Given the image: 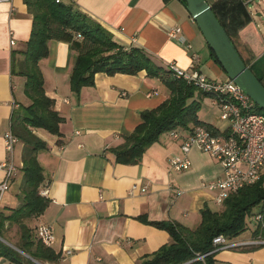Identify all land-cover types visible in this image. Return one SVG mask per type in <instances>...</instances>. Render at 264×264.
<instances>
[{
  "label": "crops",
  "instance_id": "obj_1",
  "mask_svg": "<svg viewBox=\"0 0 264 264\" xmlns=\"http://www.w3.org/2000/svg\"><path fill=\"white\" fill-rule=\"evenodd\" d=\"M61 1L73 3L99 23L118 45L144 49L158 66L175 64L185 72L203 74L206 67L219 80L227 78L182 0ZM207 1L210 5L215 2ZM242 3L250 21L234 43L245 62L257 67L264 58V0ZM32 26L24 0L0 3V163L7 156L4 135L12 130L14 111L31 104L24 93L26 79L13 75L12 53L26 49ZM172 30L178 31L177 37H171ZM76 55L70 42L51 41L48 57L40 62L45 92L65 118L60 138L64 144L59 146V137L44 129L34 130L48 146L37 157L45 176L40 195L47 190L43 197L49 204L29 222L36 229L41 225L50 228L55 241L47 247L59 256L54 264H139L171 242L167 231L146 222L198 228L202 210L216 206L202 182L221 177L223 170L207 154L192 149L190 168L173 171L170 159L182 155V141L169 134H163L138 164L114 163L109 153L105 156L121 136L139 125L141 112L159 106L169 92L159 79L142 71L137 75L98 73L95 86L83 88L77 96L70 85ZM17 59L22 60L23 55ZM260 75H264V66ZM212 125L224 129L227 124L218 120ZM24 148L19 140L14 151V162L21 168ZM3 179L0 168V183ZM18 189L13 196L3 194L0 210L20 206L21 187ZM176 190L184 193L177 196ZM243 239L249 241L250 236ZM215 259L216 264H264V246L221 250ZM0 264L12 263L0 259Z\"/></svg>",
  "mask_w": 264,
  "mask_h": 264
},
{
  "label": "trees",
  "instance_id": "obj_2",
  "mask_svg": "<svg viewBox=\"0 0 264 264\" xmlns=\"http://www.w3.org/2000/svg\"><path fill=\"white\" fill-rule=\"evenodd\" d=\"M24 2L33 18V26L26 49L23 52L13 50L12 72L26 79L24 93L31 104L15 110L12 117V132L25 145L21 168L23 181L19 194L20 206L0 210V259H6L12 264H34L31 259L54 264L59 260L58 254L41 242L37 229L31 227L29 222L42 215L49 204V200L40 195L45 176L37 157L39 151L48 146L34 134V130L44 129L59 137V146L64 144L60 138L65 118L55 109V101L47 96L40 68V62L49 55L51 41L70 42L77 54L70 76L71 90L77 96L83 88L95 86L98 73L110 76L137 75L145 71L149 77L159 79L167 87V99L156 108L141 112V122L133 132L121 136L107 150L105 156L109 153L114 163L138 164L145 152L163 134L172 130L181 128L185 132L196 126H204L217 131V128L198 117L201 102L196 96H212L175 76L169 67L156 65L144 49L118 45L110 32L79 11L73 3L66 4L61 0ZM211 6L234 42L239 31L250 21V13L242 0H215ZM77 34H81L80 39L76 38ZM210 53L218 63L214 52L210 50ZM19 54L23 55L22 60L17 59ZM245 63L253 71L252 66ZM256 76L264 84V75ZM256 112L264 115V110L257 105ZM257 206H262L257 214L262 216V221L257 222V228L250 232L249 241H264V188L259 184L231 194L225 200L222 211L209 208L202 210V222L195 230L177 223L147 221V224L167 231L171 242L143 258L139 264H216L215 256L218 252L211 253L215 249L214 239L222 235L230 241L245 240H238V237H242L248 230L246 217L253 214ZM13 225H18L20 229V242L16 249L1 240ZM261 246L264 244L236 249L254 250Z\"/></svg>",
  "mask_w": 264,
  "mask_h": 264
},
{
  "label": "built area",
  "instance_id": "obj_3",
  "mask_svg": "<svg viewBox=\"0 0 264 264\" xmlns=\"http://www.w3.org/2000/svg\"><path fill=\"white\" fill-rule=\"evenodd\" d=\"M11 1L0 0V3ZM255 1L245 0L247 4ZM170 35L177 37L178 31L172 30ZM76 38L80 39L81 34H77ZM194 60L198 61L199 58L196 56ZM169 69L187 84L209 93L213 105L220 111V120L227 124L226 128H217V131L204 126H196L184 133L177 129L170 131L172 139L182 141V155L170 159V168L176 172L188 170L192 164L189 158L192 149H197L215 160L221 166L223 175L202 182V188L212 194V200L217 207L223 206L231 194L247 186L259 184L264 188V115L256 112V103L253 99L228 77L224 80H211L202 72L188 73L177 68L175 64H170ZM18 141L12 130L4 135L7 156L0 163V168L4 171V179L0 183V199L9 190L18 171L14 162V151ZM183 193L182 190H176L177 196ZM41 194L46 196L48 191L44 190ZM256 221H262V216H256ZM37 235L46 246L53 245L55 241L47 226H39ZM213 244L215 249L211 253L260 245L264 244V241L231 242L221 235L214 239Z\"/></svg>",
  "mask_w": 264,
  "mask_h": 264
},
{
  "label": "water",
  "instance_id": "obj_4",
  "mask_svg": "<svg viewBox=\"0 0 264 264\" xmlns=\"http://www.w3.org/2000/svg\"><path fill=\"white\" fill-rule=\"evenodd\" d=\"M186 9L225 72L264 110V84L246 65L234 42L217 19L207 0H184Z\"/></svg>",
  "mask_w": 264,
  "mask_h": 264
},
{
  "label": "rangeland",
  "instance_id": "obj_5",
  "mask_svg": "<svg viewBox=\"0 0 264 264\" xmlns=\"http://www.w3.org/2000/svg\"><path fill=\"white\" fill-rule=\"evenodd\" d=\"M196 27H197V25H196ZM202 38H203V36H202ZM203 40H204V38H203ZM205 43H206V41H205ZM206 45H207V43H206ZM263 66H264V58L260 61V63L257 65V67L256 66L252 67L254 73H256V75H258L259 77H262L260 75V70L262 69ZM205 74L211 80H219L220 79V78H217L214 75V73H211L206 67H205ZM19 89L22 91V89L20 87H19ZM196 98H199L200 102H201V108H200V110L198 112L199 119L202 120L203 122L209 123V124L217 123L218 120H220V111H219V109L216 106L213 105L212 98L208 97V96H205V95H201V96L197 95ZM179 131L184 133V130L181 129V128L179 129ZM167 134H169V132L165 133L163 136H166ZM19 146H21V145L18 144V147ZM17 167L19 168V171L16 173L15 177L13 178V181H12V183L10 185L11 189L9 188V190L7 191V193L10 194L11 196H13L14 193H16V191H17V193H19L18 186L21 187V184H22V181H23V173L21 171V167L20 166H17ZM211 206H212L211 208H212L213 211H222L223 210V206H221V207H217V206H214V205H211ZM261 210H262V206H257V207L254 208L253 214L247 215L246 223H247V226H248V230L242 234V239L246 238V237H249L250 236V232H252V230H255L257 228L258 223L256 221V216H257V214L260 213ZM238 238H239V240L241 239V237H238ZM4 239L7 242H10L13 245H17L19 243V240H20V229H19L18 225H13L10 228V231L8 232V234L6 232V235L4 236ZM231 241L233 242L235 240H231ZM31 260L34 262V264H39L38 261H36L34 259H31ZM40 264H48V263H45V262L41 263L40 262Z\"/></svg>",
  "mask_w": 264,
  "mask_h": 264
}]
</instances>
